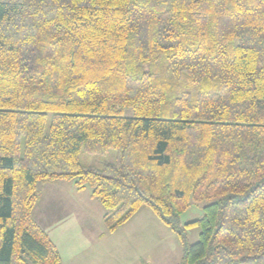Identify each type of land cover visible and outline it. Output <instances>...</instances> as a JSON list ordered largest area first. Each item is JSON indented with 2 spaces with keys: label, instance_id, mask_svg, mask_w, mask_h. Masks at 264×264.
I'll return each instance as SVG.
<instances>
[{
  "label": "trees",
  "instance_id": "trees-1",
  "mask_svg": "<svg viewBox=\"0 0 264 264\" xmlns=\"http://www.w3.org/2000/svg\"><path fill=\"white\" fill-rule=\"evenodd\" d=\"M183 78L213 88L164 117ZM72 179L109 232L149 207L179 264H264V0H0V264L61 263L32 211Z\"/></svg>",
  "mask_w": 264,
  "mask_h": 264
},
{
  "label": "rangeland",
  "instance_id": "rangeland-1",
  "mask_svg": "<svg viewBox=\"0 0 264 264\" xmlns=\"http://www.w3.org/2000/svg\"><path fill=\"white\" fill-rule=\"evenodd\" d=\"M172 88L167 91V101L164 108V117L172 114L173 95L180 90L192 93L200 89L213 88L212 81L203 83L190 82L187 79L171 81ZM127 114H130L127 111ZM115 160L114 150L105 155H89L81 153L79 161L84 165L100 166L103 162ZM62 181L63 187H53L52 183ZM37 191L40 199L36 202L33 216H49L48 223H53L49 229L53 242L57 245L60 254V264H179L183 247L179 237L170 227L164 224L146 205L123 225L112 232L106 230L102 222L104 209L100 202L91 195V187L87 185L77 190L74 179L39 181ZM209 201L202 200L194 203L189 201L188 207L180 215L183 225L198 219L203 214V207ZM74 204V205H73ZM76 204L86 212L83 219L84 227L81 232L68 226L72 221L67 219L66 224L55 226L58 220L71 214H76ZM59 208V209H58ZM80 214V213H79ZM64 218V219H65ZM70 228V229H67ZM64 229V230H63ZM66 232L67 237L63 234ZM188 244L198 240L200 228L191 226L186 228Z\"/></svg>",
  "mask_w": 264,
  "mask_h": 264
},
{
  "label": "crops",
  "instance_id": "crops-1",
  "mask_svg": "<svg viewBox=\"0 0 264 264\" xmlns=\"http://www.w3.org/2000/svg\"><path fill=\"white\" fill-rule=\"evenodd\" d=\"M51 186H53V187H63V182L62 181H56V182H54V183H52V185ZM40 199V194H39V198H38V200ZM37 200V201H38ZM74 205V204H73ZM35 208V207H34ZM34 208H33V210H34ZM59 209V208H58ZM75 209L78 211L76 214H71V216H69V217H67V218H65L66 216H63V217H61L59 220H58V222L55 224V226H60V225H58V224H61L62 223V226L64 225V224H66V222H67V219H69V221L71 220L72 221V223L70 224V225H68V226H72L73 228H74V230H76L77 229V231L78 232H81L82 230H83V227H84V223H83V219H85L86 218V216H87V214H86V212L83 210V208H81L80 206H79V204H76V206H75ZM33 212L34 211H32V216H33ZM80 213V214H79ZM50 215H53V214H51V211H49V216ZM49 216H47V214L46 215H42L41 216V214H40V212H38V214H37V219L36 218H34V216H33V218L35 219V221L41 226V227H43V229L48 233V235H49V237L51 238V239H53V237L51 236V234H50V232H49V229H51L50 227L52 226V225H54L53 223H48V220H50V218H48ZM65 218V219H64ZM67 229H70V228H67ZM64 230V229H63ZM63 234L66 236V238H68L67 237V235L68 234H66V232H63ZM56 245V244H55ZM57 246V245H56Z\"/></svg>",
  "mask_w": 264,
  "mask_h": 264
}]
</instances>
